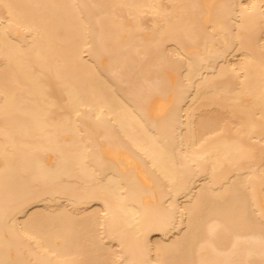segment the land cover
Here are the masks:
<instances>
[{
    "label": "bare ground",
    "instance_id": "6f19581e",
    "mask_svg": "<svg viewBox=\"0 0 264 264\" xmlns=\"http://www.w3.org/2000/svg\"><path fill=\"white\" fill-rule=\"evenodd\" d=\"M0 264H264V0H0Z\"/></svg>",
    "mask_w": 264,
    "mask_h": 264
}]
</instances>
